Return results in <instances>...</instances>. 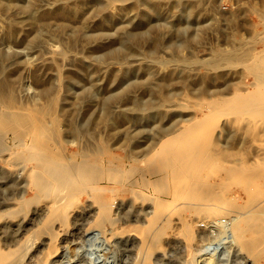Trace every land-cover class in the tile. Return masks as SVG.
Wrapping results in <instances>:
<instances>
[{
	"label": "bare ground",
	"instance_id": "obj_1",
	"mask_svg": "<svg viewBox=\"0 0 264 264\" xmlns=\"http://www.w3.org/2000/svg\"><path fill=\"white\" fill-rule=\"evenodd\" d=\"M168 3L171 13L167 17L195 18L193 2L172 0ZM162 10L161 0H0V16L6 20L0 31L3 40L21 42L28 49L43 48L51 41H60L64 51L50 53V61L41 66H59L60 62L55 61L58 57L65 62L70 60L67 63L73 67L66 74L58 70L53 79L57 86L43 83L38 87V93L26 102L19 101L12 86L7 85L11 79L6 84L0 82V154L7 152V162H3L9 168L25 172L17 196L5 203L0 201V232L12 228L31 231L17 248L6 252L0 250V264H22L41 235L49 238L41 257L42 263L45 262L57 250L54 223H59L61 231L69 227L73 216L80 213L81 195L86 196L89 204L95 203L98 192L100 196L110 193L114 201L125 188L133 200L143 205L145 225L131 227V231L137 233L140 245L133 264H153L152 257L157 254L161 233L168 222L183 238L188 253L187 264H195L190 249L195 245L196 229L201 230L207 225L212 231H218L220 237L237 240L248 264H264V33H261L264 22H261L262 35L258 33L260 38L254 42L255 45L260 43V49L255 45L247 46L239 57L229 53L222 58L229 68L239 67L242 88L233 91L229 98L215 96L220 97L216 100L210 96L211 102L199 98L200 102L191 103L194 101L190 102L189 98L173 100V92H182L190 86L188 73L181 71L183 68H176L157 80L149 62L133 68H114L115 64L121 65L122 60L130 58L154 59L159 47L176 52L197 42L196 26L192 30L187 27L174 30L179 40L164 38L165 31L170 33L171 24L165 18L162 20ZM261 15L259 17L264 16ZM202 26L204 24L197 27ZM75 49L81 51L79 57L82 55L83 58H67L68 50ZM7 50L0 51V74L8 63H22L23 53ZM85 58L97 64L85 61ZM100 60L105 62L103 72L109 78V86H99L94 76ZM81 82L86 84L80 85ZM100 90L103 94L97 99ZM146 91L148 99L144 100ZM201 92L207 93L206 89ZM124 101L130 105L127 109L130 111L126 113L123 112ZM92 102L97 104L99 111L94 114L89 110L87 120L80 124L67 116L61 126L58 117L66 113L67 107L75 112ZM112 105L121 108L118 118L110 111ZM171 107L179 110L170 112L167 109ZM187 109L200 112L201 117H194L192 111L184 114L182 111ZM144 112L148 113V119L156 122L140 121L139 115ZM131 113L139 117L140 122L127 130L123 148L118 145L123 135L118 136L116 131L121 126L122 116L125 115L127 123L134 121L136 117H131ZM221 116L226 120L220 122ZM97 121L105 124L111 135L117 134V144L109 146L107 141L94 140L79 147L76 138L83 133V127ZM231 125L254 136L257 153L252 157L253 161L250 151L243 153L236 148L230 149L217 137L213 138L224 132L231 135L232 131L226 130ZM60 127L72 137L70 146L74 150H55ZM7 134L13 135L11 147L5 143ZM243 139L235 140L240 145ZM131 171L134 174L121 186L122 190L108 187L112 182L120 183L123 175ZM246 172L252 174L240 178ZM98 199L102 200L101 197ZM99 201H96L97 206ZM90 211L92 221L87 226L88 231L101 235L108 224L110 236L122 233V227L119 228L112 217L116 215L109 214L107 204ZM37 217L38 224L34 223ZM259 221L263 223L260 230L254 228Z\"/></svg>",
	"mask_w": 264,
	"mask_h": 264
},
{
	"label": "rangeland",
	"instance_id": "obj_2",
	"mask_svg": "<svg viewBox=\"0 0 264 264\" xmlns=\"http://www.w3.org/2000/svg\"><path fill=\"white\" fill-rule=\"evenodd\" d=\"M167 1H172V0H161V3L163 4L161 18L162 20L164 18L166 19V21L168 20L167 22L171 24V27H169V30L171 31L169 34H167V32L165 31L163 34L164 38L169 37L173 40H177V39L179 40L180 37L174 34L175 32L174 30L181 29L183 27L184 28L187 27L190 30H192L194 29V26L197 27L198 25L204 24V26H202L201 28L195 27L194 29V31H198L197 42H192L191 44H188L185 47H181L182 49L180 48L176 52H172L164 47H159L154 59L130 58V59H126L125 61L122 60L123 64L121 61L120 62L121 65L115 64L114 68L116 69L133 68L139 66L140 63L149 62L151 70L155 75V80L162 79L167 74L169 75L171 72L176 70V68H178V70L183 68L181 69V71L184 70L182 71V73L189 74V76L187 74L188 81L190 84V86H188L189 90L187 88L182 90V92H175V94L173 92L172 93L173 100L181 101L182 99L189 98L190 102L191 100L194 101L191 103H195V102L198 103L200 102L201 99L206 98L210 100L211 98L210 96H212V98L216 100L220 99V97L221 99H225L226 97L227 98L231 97L233 91L235 92L237 89L242 88L243 86L240 83V78L242 77L241 76L242 74H239L238 72L239 67L235 69L232 67L229 68L227 66V63H225L222 60V58L225 56V54L227 55L229 53H234L236 57H239L243 51H245L248 47L251 48V46L255 45V43L259 40L260 36L262 35L260 34V31L263 30L262 29L263 24H261V22L262 23L264 22L263 21L264 16H262L264 15V0H188L189 2L191 1V4L194 3L193 4L194 7L196 5L195 7L196 16L194 19L187 18L185 16H181L179 18L167 17L168 15H170L169 13H171L170 12L171 8L169 6V3L167 4ZM260 14H262L261 16L263 17V19H261L262 17H259ZM0 17H1L0 18V31H1L2 30L1 25L6 20L4 19L3 16ZM187 24L189 26H187ZM133 29H139V27H133ZM258 33L260 34V36ZM261 33H264V30ZM256 35L259 37H257ZM20 43L21 42H16L15 40L5 41L1 38V33H0V51L2 50L5 51L7 49L11 51H17V52L19 51L23 53V58H21L20 60L22 63H24V64L21 63L20 65L8 63L4 71L5 73L3 72L2 74H0V82L4 81L6 84V82H8L9 79H11V81H9L7 85L9 84V86L10 85L12 86L10 87L16 93L19 101L24 100L26 102L32 99V98L30 99V97H33L38 93L39 88L42 85L48 84L52 87L57 86V83L55 84V82H53V79L57 77L56 73L58 70L59 71L61 70L60 71L61 74H66V72L72 70L73 67L67 63L70 60L67 59V62H65L66 60L63 61L58 57L55 59V61L58 63L60 62L59 66H53V68H45L41 66V64L46 62L47 60L50 61V58L48 57L50 53H57L59 50L64 51L63 48L64 46L60 41L58 42L57 40H54L51 41L50 44L48 43L49 45L46 44L43 48H34V49H28L25 44L21 43L22 44L21 45ZM255 46L257 49L261 48L260 43ZM54 49L56 50L58 49V50L55 51ZM80 52L79 49L77 50L75 49V51L68 50L67 58L70 56L71 58L74 56H76L77 58H83L82 55L81 57H79V55L81 54ZM219 57L222 61L219 59ZM84 60L88 61L89 59L85 58ZM88 62L94 63L95 65L97 64L96 61H92V60ZM125 63L127 65H125ZM99 64L100 67H98L97 73H94V76L98 79L99 86L101 85L105 87L108 84L107 81H109V78L103 72V67L105 66V62L103 60H100ZM129 75L132 74L130 73ZM129 75H127V77ZM38 77L41 78V80ZM37 79H39V82L37 81ZM248 81L251 82L250 78L248 79ZM202 82H204V84ZM79 84L85 85L86 82L83 83L81 82ZM197 84L200 87H198ZM206 84L208 87L206 86ZM229 84L231 85L229 86ZM203 85L204 88L202 87ZM197 87L198 89H195ZM199 89L200 91H197ZM202 89L204 90L206 89L207 93L203 94L201 92ZM58 92L60 94L62 93L59 90ZM58 92L56 91V93ZM98 93L99 94H96L97 99H99V97L102 96L103 90L98 91ZM147 94H148L147 91L143 93L144 100L148 99ZM215 96L216 97L220 96V97L216 98ZM199 98L201 99L199 100ZM211 101H213V99L210 100V102ZM173 102L174 101H172V104H174ZM122 104L121 105L124 107V108L122 107L123 112L124 113L129 112L130 110H127L130 108L128 102L126 101L125 103L124 101L122 102ZM64 106L65 108L67 107V105ZM162 110L165 113V108H163ZM167 110L170 112H175L177 108L171 107ZM65 111L66 113L64 115L62 116L60 115L58 117V121H60L59 123L61 124V126L65 123L64 121L67 118V116L68 117L72 116L75 122L77 124H80L84 122L83 120L85 121L87 120L88 115L86 113L88 111L90 113L95 114L97 111H99V107L97 106V104H94V102H92L90 106L88 105L87 107L86 106L80 107L76 109L75 112L71 107H67ZM110 111L114 116H116V118H118L117 113L121 111V108L117 107L116 105H112ZM191 111H192L191 109L189 110L187 109L182 112H184V114H187ZM193 112H195L193 114L194 117H198V116L201 117L200 112L192 111V113ZM139 116L140 118L133 116V113H131V117H136V118L134 119V121L132 120L133 122L130 123H127L129 121H127L125 115L122 116L121 126L119 127V130L117 129L116 131L117 133H119L118 136L120 135L121 137L123 135L121 141L119 142L117 139V134L114 133L113 135H111L108 132L109 129L104 127L105 124L103 125V123L99 121H97L96 124L94 125L88 124V127L87 125H85L83 127L84 129L83 133L76 138L78 142L76 141V139L75 141L79 145V147L84 145V143L91 144L94 142V140H103V141H107L106 143L109 146H115V144H117L118 142L119 146H123V148H125L126 146L125 136L127 130L129 128L133 129V125H136L134 123L140 121H145L146 124H149L150 121L151 123L152 121H154V123L156 122L155 120L148 119L149 115L147 112H144ZM141 117L142 120L139 121ZM224 117L225 116H221L220 119L218 118L219 121L220 122L225 121L226 117L225 118ZM229 121L231 120L229 119ZM236 128L237 127L233 125L228 126L226 130L232 131L234 134L231 132V135H229V133L224 132L221 133L220 135L215 134L213 138L217 137L221 144L223 143L224 145H228L230 149L236 148L235 149L236 151L240 150L243 153H250V152L253 153L252 156L250 157L251 161H253L252 157H254V154L257 153L256 151L257 144L255 143L256 140L254 139V136L250 135V133H248L247 130L239 131ZM63 130L64 129L60 127V131H61L60 139L57 145L54 146V148L55 150L60 152H70L71 150H74L70 146V141L72 140L71 139L72 137L69 134H67L66 131L63 132ZM236 131L239 133H237ZM239 137H242V139L244 138L242 143H240V145L239 143H236L235 140ZM5 139H7L5 140V143L8 146L11 147L14 145V139L12 134H7ZM245 150L247 152H244ZM242 152L240 153L242 154ZM7 159H8L7 152L0 154V201L3 203L17 196L18 191L23 186L22 182L25 177V172L23 170L21 171L19 168L17 169L9 168L10 166L7 163H5L7 162L6 161ZM4 160L5 162H3ZM133 174L134 173L132 171L126 172L123 175L122 177L123 179L120 183L112 182L113 184L109 185L108 187H113L115 191H120V189L122 190L121 186L123 184H126L127 180L131 176H133ZM250 174L252 173H247V172L242 173L240 178H246L248 177L247 175L250 176ZM124 190L125 191L123 192L121 191L119 193V196L114 201L110 193H101L100 196L98 192L96 197V201H99L98 199L99 197H101L102 199L100 201H102L103 203L99 201L100 202V203L98 202L99 205L107 204L109 206V214H111V216L116 215L112 217L114 218L116 225L118 227L120 226L119 228L122 227V229L124 230V231L121 230L122 231L121 234L120 233L116 235L111 234L112 236H110L109 234L110 227L108 224L105 225L106 230L101 235L97 236V234H95L94 232L88 231L87 226L89 225L90 221H92L91 218L92 213L90 209L92 211L93 210L96 211V208L99 207V205L98 206L96 205L97 204L96 201L94 204H89L86 196L81 195L80 213L78 212L75 214V216H73L72 223L68 225L69 227L64 231H61L60 228L61 226H58L59 223L57 222L54 223V233H56L55 243L57 246L56 252L48 256L46 261L42 263L41 257L43 256L44 252L47 249L46 247L47 240L49 238L47 235L38 236L34 242L35 244L32 245L30 252L28 253L26 259L23 261L22 264H133L134 262L133 260L136 258V254L139 250L138 247H140V245H139V237L135 231H131L133 229L131 227L132 226L143 227L145 225L143 220V213L141 211L143 205L139 201L133 200L132 196L130 195V193L127 191L126 188ZM228 193L231 194V190H229ZM240 195L245 200L244 194L241 193ZM38 220L39 219L37 217L34 223L38 224ZM168 223L166 224L170 226V224ZM166 224L164 227L165 229H163V232L161 233V240H160L161 246L159 245L157 254H155V256L152 257L153 264H187L188 253H186L187 251L185 249L186 247L184 245L183 238H181L180 233L176 229V227L173 226L166 227ZM262 225L263 223L259 221L256 223L254 228L257 229L258 227V229L260 230L262 228ZM205 227L206 228H203L201 230L196 229V235H195L196 238L193 243L195 245H193L194 247L190 249V253L193 252L195 264H248L245 260V256L243 255V252L237 245V240L224 239V236L220 237L221 235H219L218 231H212V229H210V225L209 227L208 225ZM19 231H16L15 228H12V230H6V231L3 230L0 232L1 251L6 252L8 250H13L17 248V246L21 244L20 242L23 241L24 238H26L31 233V231H28L29 233L24 232L22 230ZM11 232L13 234H11ZM19 233H23V234H19Z\"/></svg>",
	"mask_w": 264,
	"mask_h": 264
}]
</instances>
